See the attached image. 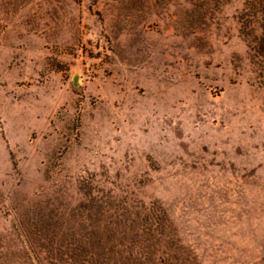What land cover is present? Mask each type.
<instances>
[{"label":"rangeland","instance_id":"374dc122","mask_svg":"<svg viewBox=\"0 0 264 264\" xmlns=\"http://www.w3.org/2000/svg\"><path fill=\"white\" fill-rule=\"evenodd\" d=\"M118 212L264 264V0H0V264H131Z\"/></svg>","mask_w":264,"mask_h":264},{"label":"trees","instance_id":"16d2710c","mask_svg":"<svg viewBox=\"0 0 264 264\" xmlns=\"http://www.w3.org/2000/svg\"><path fill=\"white\" fill-rule=\"evenodd\" d=\"M111 218L109 219H115L118 220V224H123L124 227L120 226V228L115 231L117 232V236L119 237V241H117V245L122 246L123 250L129 251V253H134V260L129 261L131 264H176V262H168V258H164L165 256L162 255H156L155 252H158L157 249H161V251L164 250L166 244L159 245L161 236L162 239V231L164 230L165 223L160 219H154L153 223H149V225L146 227H140V230H138L139 227H134V235L132 238L127 241L123 238L125 236L126 230V223L125 218L123 217V214L120 212L117 214H108ZM144 230V231H143ZM143 232L146 233V235H143ZM157 233V239H150V237L154 236V234ZM125 239V238H124ZM116 244V243H115ZM115 244H111L106 247L104 252L107 250H111ZM119 249V248H118ZM103 253V251H102ZM139 254V255H138ZM141 257H143V260H141ZM137 260V261H136ZM105 262L108 263V261L105 259Z\"/></svg>","mask_w":264,"mask_h":264},{"label":"water","instance_id":"95a60500","mask_svg":"<svg viewBox=\"0 0 264 264\" xmlns=\"http://www.w3.org/2000/svg\"><path fill=\"white\" fill-rule=\"evenodd\" d=\"M77 80H76V76L73 78V84H76Z\"/></svg>","mask_w":264,"mask_h":264}]
</instances>
